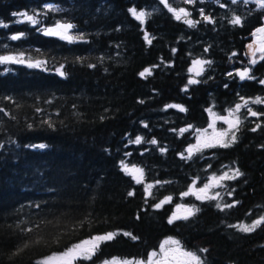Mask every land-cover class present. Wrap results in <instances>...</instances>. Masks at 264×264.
<instances>
[{
    "label": "trees",
    "instance_id": "16d2710c",
    "mask_svg": "<svg viewBox=\"0 0 264 264\" xmlns=\"http://www.w3.org/2000/svg\"><path fill=\"white\" fill-rule=\"evenodd\" d=\"M167 4L200 23L176 20L161 0H0V56L22 53L26 61L0 64V264H36L107 232L121 234L77 264L142 260L166 238L204 264H264V224L251 233L231 227L264 216V103L251 104L261 115L243 117L230 147L182 158L193 131L209 122L208 109L223 114L241 97L264 100V59L249 63L245 48L264 8L245 0ZM132 8L149 10L143 24ZM23 12L38 23L13 15ZM233 16L242 23L231 24ZM57 18L82 39L45 35ZM198 59L211 63L196 76L189 69ZM145 68L151 75L142 78ZM245 68L252 79L236 75ZM190 77L199 82L188 84ZM173 104L186 111L166 107ZM137 136L142 142L132 143ZM121 161L143 169V183ZM226 164L243 175L225 180L216 200L181 196ZM165 197L172 199L156 208ZM217 203L234 206L221 211ZM177 205L199 211L170 224Z\"/></svg>",
    "mask_w": 264,
    "mask_h": 264
},
{
    "label": "snow or ice",
    "instance_id": "6c2138e0",
    "mask_svg": "<svg viewBox=\"0 0 264 264\" xmlns=\"http://www.w3.org/2000/svg\"><path fill=\"white\" fill-rule=\"evenodd\" d=\"M186 3L191 4L194 2V0H185ZM233 3H236V0H232ZM248 0H245V3H247ZM258 7H264V0H255ZM161 3L165 5V7L168 8V11L171 12L174 16V18L178 21L182 20L183 23L188 25L189 27H196L200 21L190 19L188 18L190 16V13L184 9L179 8L178 10L175 8H172L167 4V0H161ZM223 7V5H221ZM55 10V9H53ZM131 15L138 21H140L141 24L145 22V18L147 15H150V13H145L144 11H137L135 8L129 9ZM13 15H19L23 18V21L30 22L31 24L35 25L38 23L37 19L34 15H28L26 12L23 13H13ZM200 15L205 22L211 23L212 20L209 16L205 15L203 10H201ZM18 21V22H23ZM230 23L233 25H240L242 23L241 17L239 16H233L230 20ZM4 27H7V25H2ZM74 27L71 23H60L57 22L55 27L44 29L45 35H51V36H59L61 39L67 40L69 42H72L76 39H82V37H75L72 35H69V31ZM22 35V34H21ZM254 37H257V40H254L253 44H249V52L252 57H255L257 53H261L260 59H264V26L257 28L254 33H252ZM20 37L18 35L11 36L12 40L19 39ZM145 40L148 43H151V39L149 38L148 34L145 33ZM256 45L255 47L253 45ZM175 51V50H174ZM207 51V49H205ZM25 59L23 54H19L17 56H9L4 55L0 56V64H6V63H25ZM29 67H39L41 66L43 61H36L31 62L28 61ZM210 61H204V60H194L193 61V67L189 69V72H194L196 76H199L204 71V65L210 64ZM251 64L257 63L256 59H251L249 61ZM89 67H93V65H89ZM58 73L63 76L64 73L57 69ZM250 69L245 68L243 71H237L236 75L240 77L241 80L244 79H252L249 75ZM139 75L143 78L146 75H151V69L145 68L142 72L139 73ZM199 81L189 78L188 84H194L198 83ZM261 84H264V80L260 81ZM186 90V88H185ZM241 100H243L242 104H236L235 108L229 110L228 116H217L215 113L211 112V109H208L210 114L213 116V120L209 123L208 127L212 129V132L209 134L207 129L204 130H197L199 132V135L197 136V143L195 145H190L185 151L188 153L187 157H184L182 155V158H191V156L195 152H199L204 148H211V147H222V148H228L232 144H234L237 140L236 131L239 130V125L241 123L238 116H236V113L239 112V110L242 107H246L249 103V101L244 100L243 97H241ZM251 103H264V100L257 97L255 100L251 101ZM168 108H177L179 111L183 112L186 111V109L181 105H167ZM0 111H3L0 109ZM248 112L251 116H258L261 115L260 113H257L255 111H252L251 108L248 109ZM216 120H222L227 125L228 128L224 130L218 131L215 127V121ZM51 126V125H49ZM146 126V125H145ZM191 127V126H190ZM259 127V125H257ZM256 129L253 128L252 131H255ZM181 133L186 131V129H181ZM132 143L140 144L142 142V137L137 136L134 141H131ZM152 144H156L157 142L155 140L150 141ZM33 147H39L44 148L45 145H33ZM161 151H164L161 149ZM121 169L124 171L126 175H130L132 179L136 183H143V169L136 167L135 165L129 167L127 164H125L123 161H121ZM231 172V175L229 172H224L220 176L213 175L209 178V183L205 184L202 188H195V181H193V184L189 186V189L187 192H184L181 194V196H188V195H195L196 199L198 200H216L219 197V193H216L215 195H209V189L215 188L217 186H223L221 184L222 181L225 180H233L237 177H240L243 175V173L237 168L234 170H229ZM153 187L152 184L145 185V193L147 195H151V188ZM129 196L133 195V192L128 193ZM231 195V193H229ZM171 197H165L164 200L160 201L158 204L155 205L156 208L162 207L164 204L169 203L171 201ZM233 204H225L221 205L217 203L216 207L219 208L221 211L225 210L226 208L233 207ZM199 209L193 207H187L184 205H177V211L172 214V216L169 218V223H173L175 220L178 219H188L189 217L193 216ZM139 218V217H138ZM262 224H264V216L261 218L254 220L251 224H239V225H232L231 227L237 228L239 231L244 233H251L255 231L258 227H260ZM24 231L30 232L31 229H25ZM120 232H107L101 235H94L90 237L87 240H83L79 243L73 244L71 247H69L66 251L59 253V254H53L50 256H47L39 261L36 262V264H74L77 260H91L92 257L96 254V252L99 250L101 244L107 241L113 240L116 236L120 235ZM124 236H129L132 239H136L135 236H133L131 233L123 232ZM29 247V244L25 242L22 247H18L16 252L13 253V255L20 254L24 249ZM201 252L207 251V249H200ZM104 264H204L203 260L199 255H197L193 251H187L185 250L179 241L173 240L169 238L168 240H165L160 245L159 253L157 252H151L149 253L148 260L146 262L144 261H120L117 258H113L112 260H106L104 261Z\"/></svg>",
    "mask_w": 264,
    "mask_h": 264
},
{
    "label": "rangeland",
    "instance_id": "374dc122",
    "mask_svg": "<svg viewBox=\"0 0 264 264\" xmlns=\"http://www.w3.org/2000/svg\"><path fill=\"white\" fill-rule=\"evenodd\" d=\"M248 1H255V0H248ZM44 6L46 7V8H48V9H55V11L56 10H58L59 9V7L58 6H52L50 3H46V4H44ZM145 13H148L149 12V10H145L144 11ZM19 18H21V19H23L22 17H19ZM57 22H60V23H62V22H65L64 20H63V18H57L56 19V21H55V23L54 24H52V25H50V26H48L47 28H52V27H55V25H56V23ZM46 28V29H47ZM71 31H69V34H71L70 33ZM57 37H59V36H57ZM257 39V37L255 38V37H253V38H251V40H250V43L249 44H253V42H254V40H256ZM248 44V45H249ZM248 45H246L245 46V48H246V50H248V54H249V59L251 60V59H258L262 54L261 53H257L256 54V56L255 57H252L251 55H250V52H249V48H248ZM254 47L256 46L255 44L253 45ZM247 52V51H246ZM257 56H258V58H257ZM244 69H242V70H238V71H243ZM244 100H247V101H249V103H248V105L246 106V107H242L240 110H239V112L238 113H236V116H238L239 117V119H240V121H242L243 120V117L244 116H251L250 114H249V112H248V109L249 108H251V101L250 100H248V99H244ZM242 104L243 103V100H241L240 98L238 99V102H236L230 109H233V108H235V105L236 104ZM230 109H228L225 113H223V114H216L217 116H228L229 115V110ZM252 109V108H251ZM245 111H247V113L245 114L244 112ZM252 111H253V109H252ZM213 120V116H211L210 117V120H209V122L204 126V127H201V128H197V129H195L194 131H193V140H192V142L188 145V147L190 146V145H195L196 143H197V136L199 135V132L197 131V130H204V129H207L208 130V133L210 134L211 132H212V129L211 128H209L208 127V125H209V123L211 122ZM215 127H216V129L218 130V131H220V130H224V129H227L228 128V125L224 122V121H222V120H216L215 121ZM187 147V148H188ZM234 170V169H236L233 165H231V164H226L225 166H223L216 174H212V175H209V176H207L205 179H203L202 181H200L199 183L198 182H196L195 181V188H202V187H204V185L205 184H207V183H209V178L210 177H212L213 175H215V176H220V175H222L224 172H229V174L231 175V172L229 171V170ZM223 182L224 181H222L221 182V184L223 185ZM193 184V183H192ZM220 189H221V186H217V187H215V188H211V189H209V195H215L216 193H219L220 194ZM193 198H196V196L195 195H191ZM184 206H187V205H184ZM187 207H192V206H187ZM177 211V207L175 208V212ZM261 218V217H260ZM257 219H259V218H257ZM257 219H255V220H257ZM253 221H251V222H240V224L241 223H243V224H246V225H248V224H251ZM169 238H166V239H164V240H162V241H160L159 243H158V245H157V247L154 249V250H152L151 252H157V253H159V250H160V245H161V243L162 242H164L165 240H168ZM172 239V238H171ZM174 240V239H173ZM151 252H149V253H151ZM149 253L147 254V256L144 258V259H142V260H139V261H144V262H146L147 260H148V256H149ZM59 254V253H58ZM107 260H112V259H107ZM120 261H124V260H128V261H133V262H135V261H138V260H135V259H124V260H122V259H119ZM104 261H106V260H103V261H101V262H99L98 264H104ZM77 262L78 261H75L74 262V264H77Z\"/></svg>",
    "mask_w": 264,
    "mask_h": 264
},
{
    "label": "water",
    "instance_id": "95a60500",
    "mask_svg": "<svg viewBox=\"0 0 264 264\" xmlns=\"http://www.w3.org/2000/svg\"><path fill=\"white\" fill-rule=\"evenodd\" d=\"M264 8V7H263ZM62 23H70V22H62ZM262 26H264V20H263V23H262V25H260L259 27H257V28H260V27H262ZM256 28V29H257ZM256 29L253 31V33L256 31ZM254 36L252 35L251 36V38H253ZM256 38V37H255ZM257 40V39H256Z\"/></svg>",
    "mask_w": 264,
    "mask_h": 264
}]
</instances>
